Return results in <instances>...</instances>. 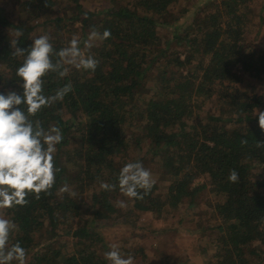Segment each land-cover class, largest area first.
<instances>
[{"label":"trees","instance_id":"trees-1","mask_svg":"<svg viewBox=\"0 0 264 264\" xmlns=\"http://www.w3.org/2000/svg\"><path fill=\"white\" fill-rule=\"evenodd\" d=\"M104 1L85 8L79 0H0V93L23 92L15 75L23 58L10 46L16 29L24 33L19 47L48 34L57 51L73 35L111 32L90 50L94 73L68 66L64 78L44 77L45 95L73 86L33 118L62 129L61 171L51 195L0 209L17 225L10 244L27 250L25 264H110L112 244L134 260L140 253L143 264L138 242L156 230L150 220H185L199 231L194 245L208 264H264V134L255 117L264 111V44L255 46L264 6L255 15L252 0ZM135 161L155 181L142 200L100 188ZM65 183L75 195L59 192ZM205 208L217 219L199 224Z\"/></svg>","mask_w":264,"mask_h":264},{"label":"clouds","instance_id":"clouds-1","mask_svg":"<svg viewBox=\"0 0 264 264\" xmlns=\"http://www.w3.org/2000/svg\"><path fill=\"white\" fill-rule=\"evenodd\" d=\"M84 18H87V14ZM23 34L16 29L14 35L17 39L10 41L12 56L23 58L15 72L23 92L20 94L9 90L0 93V209L24 207L29 203V195L39 199L41 193L52 194L56 174L61 171L55 165L56 146L64 140V135L59 126L50 125L45 129L39 119L33 118L45 107L62 102L73 91V86L69 82L53 95H45L44 77L56 73L64 78L69 73L68 66L94 73L99 61L90 50L94 42L111 38L110 30L100 32L93 28L86 40L81 41L77 35H73L67 46L57 51L48 34L34 37L28 48L19 47V37ZM255 117H258V126L264 134V111L256 108ZM241 143L247 144V140ZM257 147H264V141H257ZM228 179L233 183L238 182V172L230 170ZM154 183L151 171L141 161H135L122 166L117 183L100 181V188L112 192L119 187L123 196L142 200ZM59 192L75 195L67 183L59 188ZM115 206L125 209L127 203L117 200ZM16 228L12 220L0 215V264H12L13 261L25 264L27 250L20 242L10 244V235ZM109 247L104 258L110 264H134V257L123 254L118 245Z\"/></svg>","mask_w":264,"mask_h":264},{"label":"rangeland","instance_id":"rangeland-1","mask_svg":"<svg viewBox=\"0 0 264 264\" xmlns=\"http://www.w3.org/2000/svg\"><path fill=\"white\" fill-rule=\"evenodd\" d=\"M63 3L66 2H62L61 4ZM79 3L85 8L107 7V2L104 0H79ZM261 6H264V0H252L253 14L257 13ZM261 17L263 18V14ZM35 22L36 20L34 19L33 23ZM255 44L256 47L264 44V38L258 39ZM196 211H198V206L191 212L195 213ZM175 216L178 217L179 213L176 212ZM194 216L195 215L192 216L193 220L196 219ZM197 219L198 222L200 221L199 224H203L201 220L205 221V219H209L211 221H216L217 215L216 212L212 211L210 208H205L203 209V213L198 215ZM150 221L154 223V228L156 230L148 233L138 242L139 245L143 247L142 253L146 256V260L142 261L143 264H208V262H205L206 258H203L196 251L194 243L195 239L199 236V231H196L195 228L189 229L191 223L183 220V224H181L183 226H177L175 222L167 223L166 221L157 220L155 218ZM165 228L167 229L165 230ZM130 245L131 243L127 242L126 246L129 247ZM136 255L137 259L134 260V264H141L138 262L141 258L140 253ZM210 258L211 255L208 256L209 260Z\"/></svg>","mask_w":264,"mask_h":264}]
</instances>
